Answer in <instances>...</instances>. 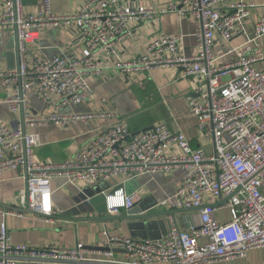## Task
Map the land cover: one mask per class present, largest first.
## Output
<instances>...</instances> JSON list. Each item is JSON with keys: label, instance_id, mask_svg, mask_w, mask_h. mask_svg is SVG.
Wrapping results in <instances>:
<instances>
[{"label": "built area", "instance_id": "1", "mask_svg": "<svg viewBox=\"0 0 264 264\" xmlns=\"http://www.w3.org/2000/svg\"><path fill=\"white\" fill-rule=\"evenodd\" d=\"M25 0H0V27L15 34L18 66L0 73L7 91L4 103L15 111L21 106L20 92L35 93L46 103L55 96L61 105H78L89 94L86 75L98 70V56L115 60L126 70L176 68L179 77L195 79L200 101L192 103L199 130L212 141V150L194 149L182 133L160 124L150 130L131 133L123 125L106 127L60 164H40L33 152L40 145L35 134L25 133L24 125L69 119L88 120L94 116L39 119L27 115L24 123L10 129L0 121V179L8 171L19 173L24 189L14 197V209L0 208V264H84V247H50L38 250L11 242L5 224L7 216L34 212L45 224L63 213L52 204L51 180L61 175L67 182L89 186L114 183L105 195L107 214L131 210L136 192L125 184L142 175L166 174L182 170L180 183L170 197L157 204L162 210L201 208L200 226L181 231L175 220L166 234L156 240H138L103 230L104 247L122 250L128 264H212L245 258L252 250L264 248V17L246 32L245 22L253 4L235 2L228 10L217 6L226 0H179L160 11L133 6L128 0H85L74 14L56 15L51 0H41L43 13L25 14ZM176 13L192 19L197 52L186 56L179 51L181 36L164 35L150 43L144 54L120 63L118 49L130 34L132 24H143L158 14ZM74 26L84 40L79 58L60 53L51 58L26 60L27 46L42 26ZM236 34L245 41L230 47L223 56L231 61L219 64L214 53L215 37L230 44ZM206 195L216 206L204 203ZM215 210H227L229 218L216 220ZM41 215V216H40Z\"/></svg>", "mask_w": 264, "mask_h": 264}, {"label": "crops", "instance_id": "2", "mask_svg": "<svg viewBox=\"0 0 264 264\" xmlns=\"http://www.w3.org/2000/svg\"><path fill=\"white\" fill-rule=\"evenodd\" d=\"M179 0H128L133 6L155 8L160 11ZM253 4L255 8L245 22L247 34L252 33V25L264 17V0H226L217 6L219 10H228L235 2ZM85 0H51V11L56 15L74 14ZM41 0H25V14L43 13ZM130 34L118 49L120 63H128L144 54L147 46L164 35L181 36L178 48L186 56L197 52L194 37V23L191 18L176 13L156 15L143 24H132ZM245 37L236 34L230 44L218 36L215 37L214 53L222 57L219 64L231 61L233 56H223L230 47L241 45ZM264 49V38L261 40ZM15 34L0 27V73L14 70L18 66V55L15 49ZM84 49V40L76 27L42 26L35 30V38L27 46L26 60L51 58L66 53L72 58H79ZM95 63L98 70L86 75L89 94L85 101L74 105H61L55 96L50 102H43L35 93L20 92L22 101L15 111L4 103L7 93L0 82V121L10 129L18 123H24L27 115L39 119L50 117L86 116L88 120L69 119L60 123L48 122L34 126L24 125V132L35 134L40 145L33 152V160L40 164H60L74 156L75 152L88 140L106 127L123 125L131 133L150 130L163 124L173 133H182L194 149L212 150V141L205 138L199 130L198 122L192 113V103L200 101L198 87L206 88V80L201 85L195 79L179 77L176 68H158L152 70H126L116 67L115 60L98 56ZM264 68V63L260 64ZM182 178V170L175 168L166 174L142 175L129 180L128 192H136L137 199L133 211L140 214L157 216L146 221L122 220L126 210L120 209L117 214H95V212H72L80 194L94 195L98 191L106 195L112 192L114 183H99L89 186L83 182L70 183L61 176L51 180L52 204L63 214L55 217L52 225L41 222L38 216L25 213L21 216H7L6 227L11 242L26 245L38 250L50 247L73 248L77 243L84 247V264H128L122 250L103 246V230L110 235L138 240H156L164 236L173 218L181 231L200 226L199 211L162 210L157 204L176 191ZM25 187L16 171H8L0 179V208H14L15 195ZM86 192V193H85ZM87 196V194H86ZM90 196V197H91ZM90 197H87L88 200ZM204 203L216 206V201L206 195ZM10 210V209H8ZM70 212V213H68ZM64 214H67L64 216ZM109 217L111 219H105ZM212 217L216 220L229 218L227 210H215ZM101 218L103 220H101ZM3 221L0 215V224ZM108 249L109 251H106ZM212 264H264V248L252 250L245 258L219 261Z\"/></svg>", "mask_w": 264, "mask_h": 264}, {"label": "water", "instance_id": "3", "mask_svg": "<svg viewBox=\"0 0 264 264\" xmlns=\"http://www.w3.org/2000/svg\"><path fill=\"white\" fill-rule=\"evenodd\" d=\"M127 184V183H126ZM125 184V187H126ZM86 193V192H85ZM87 194V196H86ZM86 194H80L81 196H79V200L76 202V208L72 211V212H90L93 211L95 212V214H107V199L105 197V195L101 194L99 191L97 193H95L94 195L91 196V194L86 193ZM91 196V197H90ZM87 197H90L88 200ZM136 206L134 205V207L131 210H127L126 211V216H124L122 218V220H130V221H146L148 219L151 218H155L157 216H152L151 214H140L135 211H133V209ZM1 208L4 209H14V208H9L8 206H2ZM201 208H196V209H184V210H179V211H185V212H189V211H200ZM17 212L19 213H29V214H34V212L30 211L29 209L27 210H17ZM70 213V212H68ZM67 214H64V216ZM41 216V215H40ZM105 219H111L109 217H106ZM101 220H103L101 218ZM106 251H109L108 249H106Z\"/></svg>", "mask_w": 264, "mask_h": 264}]
</instances>
